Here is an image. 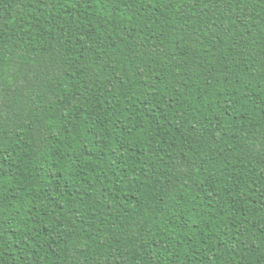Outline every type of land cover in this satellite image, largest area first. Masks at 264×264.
Masks as SVG:
<instances>
[{
	"label": "trees",
	"instance_id": "trees-1",
	"mask_svg": "<svg viewBox=\"0 0 264 264\" xmlns=\"http://www.w3.org/2000/svg\"><path fill=\"white\" fill-rule=\"evenodd\" d=\"M0 264H264V0H0Z\"/></svg>",
	"mask_w": 264,
	"mask_h": 264
}]
</instances>
